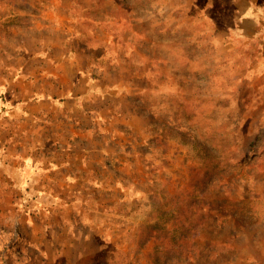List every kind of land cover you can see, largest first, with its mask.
Returning a JSON list of instances; mask_svg holds the SVG:
<instances>
[{
    "label": "rangeland",
    "instance_id": "rangeland-1",
    "mask_svg": "<svg viewBox=\"0 0 264 264\" xmlns=\"http://www.w3.org/2000/svg\"><path fill=\"white\" fill-rule=\"evenodd\" d=\"M38 34L122 71L127 198L84 191L100 210L76 219L74 253L33 243L59 241L32 221L60 199L22 183L0 264H80L84 238L92 264H264V0H0L1 63Z\"/></svg>",
    "mask_w": 264,
    "mask_h": 264
},
{
    "label": "crops",
    "instance_id": "crops-1",
    "mask_svg": "<svg viewBox=\"0 0 264 264\" xmlns=\"http://www.w3.org/2000/svg\"><path fill=\"white\" fill-rule=\"evenodd\" d=\"M36 37L33 46L20 47L9 63L0 62V224L19 215L16 201L22 183L33 190H53L59 204L49 213L37 211L32 223L59 241H31L40 248L51 244L75 253L76 238L80 240L83 233L76 219L100 210L95 206L93 214L92 209L87 212L86 203H97L101 197L87 196L84 191L103 195L101 190L107 189L106 201L115 195L120 201L127 198L121 172L128 163L120 159L119 134L127 132L130 119L128 112H117L112 97L116 90L124 93L118 86L122 71L92 67L90 59L96 63L101 56H92L86 48L76 54L63 37ZM111 77L116 81H110ZM108 137L113 144L101 139ZM19 216L25 222V216ZM93 230L102 236L96 224ZM81 244L84 254L77 256L69 250L67 260L78 258L80 264H92L90 254H97L98 245L91 253L85 250L86 238Z\"/></svg>",
    "mask_w": 264,
    "mask_h": 264
},
{
    "label": "trees",
    "instance_id": "trees-1",
    "mask_svg": "<svg viewBox=\"0 0 264 264\" xmlns=\"http://www.w3.org/2000/svg\"><path fill=\"white\" fill-rule=\"evenodd\" d=\"M183 233H185V232H183ZM188 235H184L183 234V237L182 238H186ZM155 235H150V237H147V239L145 240V242L147 243V242H149L152 238L153 239H155ZM175 253H179V251L177 250V249H175Z\"/></svg>",
    "mask_w": 264,
    "mask_h": 264
}]
</instances>
